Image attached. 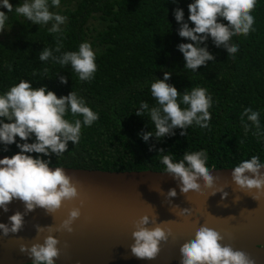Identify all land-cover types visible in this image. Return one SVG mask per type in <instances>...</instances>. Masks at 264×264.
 I'll return each mask as SVG.
<instances>
[{
    "label": "trees",
    "instance_id": "obj_1",
    "mask_svg": "<svg viewBox=\"0 0 264 264\" xmlns=\"http://www.w3.org/2000/svg\"><path fill=\"white\" fill-rule=\"evenodd\" d=\"M9 2L13 5L12 12L0 8L8 15L0 33V95L23 79L34 88L47 86L58 98L75 91L99 114L90 127H82L77 144L68 142L62 156L28 155L50 160V166L109 171H165L158 157L162 155L158 151L161 148L163 154H173L175 161L185 151L206 150L209 168L235 167L253 155L264 163V137L253 135L257 132L255 127H250L246 134L243 125L251 122L247 117L241 122L240 118L245 108L259 112L260 131L264 132V0H257L251 13L255 30L247 36L231 38L230 43L239 46L238 52L229 56L223 45L217 47L209 37L200 46H206L214 59L195 72L184 67L185 60L177 45L191 41L178 35L180 25L173 14L177 7L183 9L185 22L194 27L188 21V4L194 0L176 3L173 0H74L56 12L66 17L60 33H50L51 27L33 24L17 14L14 9L22 4L21 0ZM48 3L49 10L53 9L51 0ZM99 21L104 24L97 25ZM218 22L228 23L223 18H218ZM57 37L63 45L61 53L78 51L82 42L92 45L97 64L94 79L81 81L70 64L61 66L51 58L46 62L39 60L44 47L55 49ZM61 53L53 51L56 56ZM34 71L37 75H33ZM165 71L171 73L167 83L181 94L196 86L208 90L212 97L209 128L201 129L193 124L186 136H181L182 129L176 128L174 135L159 140L153 136L145 142L140 134L154 133V125L147 112L142 117L135 113L141 102H147L149 107L158 106L151 95V83L162 80ZM60 76L67 77L68 83H61ZM181 107L186 106L181 104ZM65 118L83 119L80 115L73 117L70 110ZM23 142L16 138V143ZM27 142H35V137ZM16 143L8 146L0 143V153L16 154L20 151Z\"/></svg>",
    "mask_w": 264,
    "mask_h": 264
},
{
    "label": "clouds",
    "instance_id": "obj_2",
    "mask_svg": "<svg viewBox=\"0 0 264 264\" xmlns=\"http://www.w3.org/2000/svg\"><path fill=\"white\" fill-rule=\"evenodd\" d=\"M177 0H173L176 3ZM257 0H194L188 4V21L194 24L190 27L185 22L183 9H174L175 20L180 25L178 35L190 40L191 43H180L178 50L183 54L185 69L195 72L199 67L214 57L207 47H201L211 37L213 43L227 50L230 55L238 52L239 46L230 43L231 38L237 35L247 36L254 31L255 18L251 14ZM51 6L59 7L60 0H51ZM0 7L13 11V5L9 0H0ZM17 14L23 15L33 24H47L54 21L50 33H60V25L66 17L49 10L48 0H24L23 4L15 7ZM223 18L228 23L218 22ZM8 15L0 11V33H3ZM62 43L57 37L55 49L44 47L39 53V60L48 61L50 58L61 66L71 65L81 81H91L97 71L95 52L89 42H82L78 51L61 53ZM53 51L61 53L53 55ZM9 71L11 66L7 65ZM46 72L47 69H44ZM33 75H37L34 71ZM171 73L164 72V78L155 79L151 83V95L158 106L149 107L147 102H141L136 111L137 116H144L147 112L155 132H142V139L147 142L155 136L157 140L174 135L173 129H182L181 136L187 135V129L195 124L201 129L209 128L212 106V97L203 87L186 89L182 94L177 88L167 81ZM60 82L67 84L68 78L59 77ZM182 97V98H181ZM181 104L186 107H181ZM73 117L82 116L74 121L66 119L68 112ZM260 113L252 108H245L241 113V122L247 117L251 125L244 123L247 134L250 127H255L253 133L257 138L264 137L259 119ZM0 143L5 146L16 143L19 137L23 143H16L19 152L11 157L0 159V209L8 212V205L13 200H19L24 205V212L16 211L8 217V223H0V232L3 236L18 234L24 227L25 215L41 208L47 215L54 217L64 205L65 201L79 199L81 196L79 181L73 180L66 174L64 168L49 167L50 160L28 155L31 153L57 157L62 156L68 148V142L77 144L81 137L83 126L90 127L99 119V114L87 106L84 98L75 91L67 96L57 95L47 89V86L33 87L28 80L21 79L19 83L12 85L8 91L0 95ZM5 120L9 122H4ZM35 142H27L31 137ZM243 143V140L240 141ZM7 151V147L4 148ZM152 148H150V151ZM162 155L160 163L165 166V172L172 175L178 182L182 194L190 191L203 195L204 190H211L212 196L221 194V199H226L228 193L224 191V185L217 186L219 176L212 174L207 167L208 153L206 150L185 151L182 158L174 160L173 154H163L164 149L158 150ZM264 163L253 155L250 159L242 160L231 172V182L240 192L249 194L253 199L260 201L264 197ZM199 181H202L200 183ZM254 193V194H253ZM159 194H164L162 189ZM177 195L175 188L168 190L166 198ZM240 200L234 197L233 203ZM81 207L84 201L80 200ZM180 215L190 216V209H181ZM81 216L80 207H72L68 215L57 225H34L36 236L29 246L19 243V251L31 258V264H56L61 250L58 247L60 240L54 235L56 232L74 231L73 224ZM157 217L148 214L140 216L134 221V230L131 237L134 241L130 245L131 254L141 260H154L161 251L160 245L166 243L172 235V229L167 226L168 221L157 222ZM154 227H148V225ZM44 233H47L44 235ZM22 239V238H20ZM42 239V242H40ZM225 236L219 231L208 227L206 224L196 228L194 238L184 242L180 246V264H256V260L243 250L234 249L231 244H223ZM67 247V244H65Z\"/></svg>",
    "mask_w": 264,
    "mask_h": 264
},
{
    "label": "water",
    "instance_id": "obj_3",
    "mask_svg": "<svg viewBox=\"0 0 264 264\" xmlns=\"http://www.w3.org/2000/svg\"><path fill=\"white\" fill-rule=\"evenodd\" d=\"M5 156L12 155L0 153V159ZM49 167L64 168L66 174L79 181L80 198L65 201L54 217L41 208L26 214L24 227L18 234L5 237L0 232V264L31 263V258L19 251V243L30 246L36 236L34 225L57 226L72 207H80L81 216L74 222L72 233H54L61 250L56 264H180V246L194 238L196 228L202 224L224 235L223 244H231L234 249L249 253L256 264H264V197L257 201L236 189L230 177L234 167L209 168L220 177L217 186L227 182L224 191L228 196L223 200L220 193L210 195L211 190H204L203 195L191 191L182 194L176 179L165 171ZM171 188L176 189L177 195L167 199ZM161 189L164 194L160 195ZM236 196L240 200L233 203ZM185 208L191 210L190 216L180 215ZM8 209V212L0 209V223H8V217L16 211L24 212V205L13 200ZM145 214L155 215L157 222L168 221L167 226L172 229V235L161 243V251L154 260L138 259L130 249L134 243L131 237L134 221Z\"/></svg>",
    "mask_w": 264,
    "mask_h": 264
},
{
    "label": "rangeland",
    "instance_id": "obj_4",
    "mask_svg": "<svg viewBox=\"0 0 264 264\" xmlns=\"http://www.w3.org/2000/svg\"><path fill=\"white\" fill-rule=\"evenodd\" d=\"M74 0H60V6L59 7H54L53 9H51L50 11L53 12V13H56L57 10H63L65 7L69 6L71 3H73ZM24 3V0H22V4ZM98 21V20H97ZM31 22V21H30ZM100 22V21H99ZM103 22V21H102ZM102 22H100L99 24L97 25H102ZM54 23V21H50L48 22L47 24H40V25H46L48 27H51L52 24ZM104 24V22H103ZM5 32H8V29L5 28Z\"/></svg>",
    "mask_w": 264,
    "mask_h": 264
},
{
    "label": "flooded vegetation",
    "instance_id": "obj_5",
    "mask_svg": "<svg viewBox=\"0 0 264 264\" xmlns=\"http://www.w3.org/2000/svg\"><path fill=\"white\" fill-rule=\"evenodd\" d=\"M22 1V0H21ZM1 8V7H0ZM3 8V7H2ZM22 17H23V19H25V20H27V18L26 17H24L23 15H22ZM28 21V20H27ZM30 22V21H29Z\"/></svg>",
    "mask_w": 264,
    "mask_h": 264
}]
</instances>
